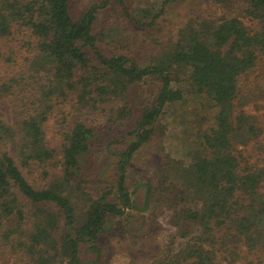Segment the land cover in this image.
<instances>
[{"label": "trees", "instance_id": "16d2710c", "mask_svg": "<svg viewBox=\"0 0 264 264\" xmlns=\"http://www.w3.org/2000/svg\"><path fill=\"white\" fill-rule=\"evenodd\" d=\"M179 1L187 0H143L134 13L124 0H104L75 21L70 0H0V99L10 101L18 118L13 130L0 126V264H82V245L100 253L107 218L137 209L128 168L153 139L165 108L189 95L174 86L185 68L187 81L217 114L191 164H180L181 177L170 171L171 183L164 182L176 192L171 208L180 230L146 264H264V167L248 151L260 147L264 129L245 110L264 97V88L247 91L252 96L244 91L246 78L264 62V0H211L223 15L190 19L147 68L106 55L93 34L109 6L122 8L139 27H152ZM236 6L241 16L231 14ZM148 76L160 78L162 88L118 154L113 201L111 191L94 194L84 185L82 159L95 132L74 118L122 104L108 111L109 124L128 121L130 89ZM52 124L63 137L57 149L49 139ZM153 191L149 185L147 205ZM190 222L195 230L182 227Z\"/></svg>", "mask_w": 264, "mask_h": 264}, {"label": "rangeland", "instance_id": "374dc122", "mask_svg": "<svg viewBox=\"0 0 264 264\" xmlns=\"http://www.w3.org/2000/svg\"><path fill=\"white\" fill-rule=\"evenodd\" d=\"M103 1L70 0L73 19L78 21L93 5ZM124 1L134 13L135 9L143 6V0ZM223 12V9L214 8L211 0L179 1L165 7L164 14L156 21L155 26L139 27L124 15L122 8L112 5L100 12L93 26V34L98 36L97 44L106 55H121L147 68L154 65L167 45L177 42L190 19L196 16L219 18ZM241 12L236 6L231 14L241 16ZM242 20L251 29L257 26L256 22L245 16H242ZM187 73L188 69H182L183 79L175 82L174 86L189 91V95H186L184 102L169 104L165 108L156 123L153 139L135 154L128 168L127 188L137 209L126 211L122 217L109 216L105 232L99 240L100 253L88 245H82V264L150 263L165 244L172 238L178 239L180 227L176 224L171 208L176 192L173 188L171 191L167 190L168 187L164 188V182L171 183L170 171H178L177 177H181L180 164H191L201 134L213 126L217 114V110L211 107V102L204 95L195 92L190 81H187ZM246 79L244 91L264 88V62H259ZM161 88V80L155 76H148L133 85L128 99L132 109L131 118L114 127L109 124L108 111L113 107L117 109L122 104L107 106L106 111H82L75 115V121L85 123L95 132L90 152L82 159L81 164L82 180L90 192L102 194L104 191H111L112 200L116 201L114 193L118 154L125 151L133 140L131 131L135 129L143 111L156 104ZM247 94L252 96L250 92ZM245 110L257 116L264 129V97H257ZM17 125L18 118L12 104L7 99H0V126L13 130ZM55 127L54 124L50 126L49 139L51 146L57 149L62 144L63 137ZM260 142L259 148L250 147L248 151H254V161L264 167V133L260 136ZM149 185L154 190L152 196L155 197L147 205ZM182 227L195 230V225L191 222L182 224Z\"/></svg>", "mask_w": 264, "mask_h": 264}]
</instances>
